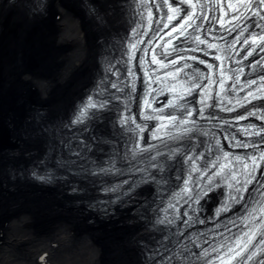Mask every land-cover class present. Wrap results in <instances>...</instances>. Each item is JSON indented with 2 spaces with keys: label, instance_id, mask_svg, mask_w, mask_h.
<instances>
[{
  "label": "bare ground",
  "instance_id": "bare-ground-1",
  "mask_svg": "<svg viewBox=\"0 0 264 264\" xmlns=\"http://www.w3.org/2000/svg\"><path fill=\"white\" fill-rule=\"evenodd\" d=\"M125 1L0 0V264H145L142 248L157 234L140 202L150 185L120 204L92 206L95 178L71 183L63 154L81 132L67 120L85 90L110 81V60L131 27ZM111 117L90 121L87 153L116 136ZM38 170L52 177L37 179ZM204 200L196 212L207 217L216 200Z\"/></svg>",
  "mask_w": 264,
  "mask_h": 264
},
{
  "label": "snow or ice",
  "instance_id": "snow-or-ice-1",
  "mask_svg": "<svg viewBox=\"0 0 264 264\" xmlns=\"http://www.w3.org/2000/svg\"><path fill=\"white\" fill-rule=\"evenodd\" d=\"M144 2H147V0H144ZM182 2L183 0H175V3L177 5ZM152 3L155 4V0H152ZM165 3H168V0H165ZM168 6L172 12V15L166 16L168 23L163 24V28L165 29L169 28V25L171 24L172 20L180 18L177 14L182 11L178 6H173V3H168ZM159 7L160 6L157 5L158 9ZM190 7L192 9L191 14H189V12L186 10L183 11V18L181 20V23L178 26L173 25L170 31L165 33V35L172 36L173 33H178L177 36L173 37V39H178L179 36H184L188 29H193L194 31L199 30L204 22L209 23V28L206 29V31L211 32L213 30L212 25L215 23L219 24L221 27H224L226 31L231 32L232 29L226 27L227 24H232L233 22L244 20L245 22L241 27V34L237 35V37L234 38L236 42H241V35L243 34V29H247L249 27V21H252V31H249L247 35L244 36L242 44L249 46V51L247 52V55H252V53L255 51V48L252 47L253 45L259 47L261 51H264V46H262L264 45V0H245L244 3L235 5L228 3V0H223L222 4H214V8H216L217 10H224V17H227L228 19L214 16L210 17L204 10V5L202 3L199 5L200 12L196 11L198 7L197 3H191ZM149 16H151V10H149ZM253 17H255L256 19L253 20ZM197 20H199L201 23L197 24ZM256 29H258L259 31H255ZM160 39H163V37H160ZM196 39L198 43H204V40H201L199 37H197ZM149 43H151V41H149ZM166 44L168 46H171V51H176V48L172 45L171 40L167 41ZM207 46L209 48L215 47V45L213 44H208ZM132 47L136 48V45L134 44ZM156 47H159V45L157 44ZM152 51L153 53H155V49H153ZM144 54L145 56L148 55L147 49L144 50ZM164 55L167 56L168 53L166 52ZM182 59H184V57H179L178 59L170 60L168 61V63H163L162 61L155 59V56H153L151 63L159 64L160 68H167L169 66H175ZM190 59L195 58L190 57ZM217 59L220 58L217 57ZM261 60L264 61V57H262ZM200 63H204V61H200ZM255 63L259 64L261 63V61H256ZM183 67L186 68L188 67V65L185 64ZM206 67L209 69V72H211L213 65L207 64ZM180 71H182V69H177L175 73H165L164 78H175V76L178 75ZM218 71H220V74L223 77L222 66H218ZM128 74H132L131 69H128ZM164 78H160L157 81H153L150 77L149 80L150 83H157L162 82ZM195 78L199 79V76H196ZM204 79H207L209 81V84L205 85L202 89L205 95H207L208 88L212 83H216V81H213L210 75L204 76ZM260 79L264 81V76H261ZM218 83L221 89L225 88L224 78H221ZM236 83H239V81H237ZM256 84L257 81L255 79L252 80L250 83L245 81L244 87L252 89V86ZM234 86L235 85H233V87ZM112 87L116 88L117 85L113 83ZM199 87L200 84H195L194 86L188 89V93L190 94L192 91H194L195 88ZM241 90H243V88ZM154 91L155 89H150L149 93H147L146 96H151L152 92ZM262 91H264V88H256L254 90H250L246 93L243 100L247 103H251L252 99H264V96L257 95V93ZM152 102V100L146 98L144 100V105L146 106V108L151 109V111L153 112H164V107H161L160 109H153L151 107ZM201 103H204V101L201 100ZM96 106L97 105L95 103L91 102L88 105V107ZM99 106L103 107L104 105L100 104ZM169 106L175 107V103L169 102L167 105H165V107ZM81 115L83 116V113ZM193 115V110L186 109L180 118H178L177 115L173 113H168L167 116L145 115L143 118L156 119L158 121V124L154 126L156 134L153 138L162 139V133L166 136H172V133L168 131V129L172 127H175L177 125L186 126L188 124L195 125V120L188 119V117H192ZM249 115H254V113L250 112ZM245 118L246 117L243 116L240 117V119ZM129 122L134 123L135 121L134 119L130 121V118L127 116L122 119L123 124H128ZM136 127L141 132L144 131V128L141 125H136ZM184 131L187 133L190 132L191 129L185 127ZM253 134L262 136L261 141L252 142L251 144L238 143L237 146L241 148H248L251 146L259 151V156H257L255 152L253 154L246 155L243 158L239 156H234L230 153H225L222 159L228 161V163L221 164L220 157H217L216 160L212 162V167L219 168V171L214 173V175H221L227 173L231 176L232 180L234 181V186L230 185L234 187L235 192L238 193V195L234 197V199L244 200L245 196L243 194L247 193L249 191V186L253 184H255V188L253 190L256 192H260L261 195H264V180L257 178V173L260 170L261 162H264V133L257 131ZM172 138L177 139V137L174 136H172ZM137 147H139V145H137ZM176 150L179 151V148H177ZM188 159L191 161L195 160V158L192 156H189ZM236 165L242 166L243 170L240 172V176H243V179H240L237 176V171H239V169L236 168ZM259 175L264 177V172H259ZM254 199H256L257 204H260V200L258 198ZM171 207L175 208V205H172ZM249 207L251 208V212L246 209V217H250L247 223L235 224V222H233L234 227L239 229L238 232L234 233L232 231V228L226 227L225 232H220L218 234L219 239H217L216 237H212L206 238L204 240V243L209 245L208 248H204L202 250V256L205 259V264H264V205H261L260 207L250 205ZM185 215H187V213H185ZM160 223H164V221H160ZM169 223H171V221H169ZM184 223L187 224V221H184ZM225 233L229 234L226 235ZM167 259L170 261L172 257H167Z\"/></svg>",
  "mask_w": 264,
  "mask_h": 264
},
{
  "label": "rangeland",
  "instance_id": "rangeland-1",
  "mask_svg": "<svg viewBox=\"0 0 264 264\" xmlns=\"http://www.w3.org/2000/svg\"><path fill=\"white\" fill-rule=\"evenodd\" d=\"M85 41H87V42H89V44H90V37H89V35H87V34H85ZM47 213L45 212L44 214H43V216H42V218L43 217H49L51 214L49 213V215L47 214ZM19 216V215H18ZM41 219V218H40ZM18 220H19V224H21V220H20V218L18 217ZM38 222V221H37ZM51 226H52V224H51ZM76 226H78V224L76 225ZM35 227V229L36 230H40L41 229V227H40V225H35L34 226ZM92 230H90V232H91ZM75 233H78V232H80V231H74ZM83 232H89V231H83ZM81 233V232H80ZM21 235V234H20ZM98 237H99V235H98ZM83 238H85V239H88L93 245H96V247H100V245H101V243L98 241V240H92L91 241V239H90V236H88V235H83ZM52 241H49L48 240V242L49 243H51V244H54L55 245V243H57V241H58V239L56 238H53V239H51ZM59 242V241H58ZM75 243L76 242V240H72V241H70V243ZM20 245H23V242L22 241H20ZM23 254L22 255H24V252H22Z\"/></svg>",
  "mask_w": 264,
  "mask_h": 264
}]
</instances>
